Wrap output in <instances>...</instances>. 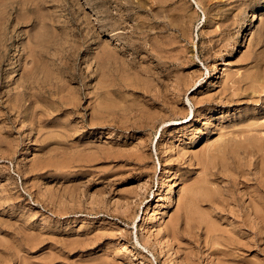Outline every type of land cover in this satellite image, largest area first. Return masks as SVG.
Here are the masks:
<instances>
[{"label": "rangeland", "instance_id": "rangeland-1", "mask_svg": "<svg viewBox=\"0 0 264 264\" xmlns=\"http://www.w3.org/2000/svg\"><path fill=\"white\" fill-rule=\"evenodd\" d=\"M263 153L264 0H0V264H264Z\"/></svg>", "mask_w": 264, "mask_h": 264}, {"label": "bare ground", "instance_id": "bare-ground-1", "mask_svg": "<svg viewBox=\"0 0 264 264\" xmlns=\"http://www.w3.org/2000/svg\"><path fill=\"white\" fill-rule=\"evenodd\" d=\"M51 1V0H50ZM46 6V5H45ZM47 7H49V6H47ZM51 7V6H50ZM36 8H37V6H36ZM35 8V9H36ZM38 22V21H37ZM27 51V50H26ZM34 51V50H33ZM27 53V52H26ZM32 53V52H31ZM30 53V54H31ZM29 54V55H30ZM33 55V54H32ZM35 57V56H34ZM31 58V57H30ZM28 60V59H27ZM26 60V61H27ZM29 62V61H28ZM33 62V61H32ZM35 63H36V61H35ZM32 64V63H31ZM27 65V64H26ZM33 66V65H32ZM32 75V74H31ZM30 81V80H29ZM35 83V82H34ZM44 83V82H43ZM24 84V83H23ZM26 84H28V83H26ZM233 85H235V84H233ZM29 86V85H28ZM34 86V85H33ZM44 86H45V84H44ZM25 87V86H24ZM42 87V86H41ZM35 88V87H34ZM39 88H40V86H39ZM232 88V87H231ZM38 89V88H37ZM44 89V88H43ZM234 89V88H233ZM232 89V90H233ZM31 90V89H30ZM49 91V90H48ZM52 92V91H51ZM236 92V91H235ZM234 93V92H233ZM233 95V94H232ZM237 96V95H236ZM29 97H32V94L29 96ZM231 97V96H230ZM35 98V97H34ZM228 99V98H227ZM232 99V98H231ZM36 100V99H35ZM229 100V99H228ZM62 102V101H61ZM35 103H36V101H35ZM16 105V104H15ZM37 107V106H36ZM49 107V106H48ZM47 107V108H48ZM64 107V106H63ZM35 108V107H34ZM51 108V107H50ZM6 109V108H5ZM33 109V108H32ZM46 109V108H45ZM11 110V109H10ZM47 110V109H46ZM44 111V110H43ZM49 111H50V109H49ZM48 112V111H47ZM41 113V112H40ZM8 114V113H7ZM32 114V113H31ZM34 114V113H33ZM31 115V117L32 116H34V115ZM36 114H39V113H36ZM43 114V113H42ZM41 114V115H42ZM48 114H50V113H48ZM36 116V115H35ZM38 116V115H37ZM42 116H45V115H42ZM41 116V117H42ZM8 117V116H7ZM6 118V117H5ZM34 118V117H33ZM33 118H31V119H33ZM46 118V117H45ZM10 120V119H9ZM15 120V119H14ZM17 120V119H16ZM7 121V120H6ZM32 121V120H31ZM36 121V120H35ZM11 123V122H10ZM34 123V122H33ZM37 123V122H36ZM43 123V122H42ZM40 124V123H39ZM11 125V124H10ZM14 125V124H13ZM37 126V125H36ZM9 131V130H8ZM247 134H249V133H247ZM246 134V135H247ZM257 144V143H256ZM259 144V143H258ZM261 144V143H260ZM239 145V144H238ZM250 146V145H249ZM249 146H247V147H249ZM236 147V146H235ZM227 149V148H226ZM237 149V148H236ZM256 149V148H255ZM257 150V149H256ZM259 150H261V148L259 149ZM228 151V150H227ZM238 151V150H237ZM249 151V148H248V150H247V152ZM251 151V150H250ZM262 151V150H261ZM243 152V151H242ZM255 152V151H254ZM257 152V151H256ZM259 153V152H258ZM262 153V152H261ZM264 154V153H263ZM262 155V154H261ZM262 157H263V155H262ZM249 158V157H248ZM259 158V157H258ZM247 159V158H246ZM251 159H252V157H251ZM264 160V159H263ZM251 161V160H250ZM255 161H256V159H255ZM258 161V160H257ZM223 165H225V164H223ZM257 165H259V164H257ZM261 165V164H260ZM261 175V174H260ZM259 175V176H260ZM261 178H262V176H261ZM261 181V180H260ZM259 181V182H260ZM262 184V183H261ZM258 185H260V184H258ZM262 186V185H261ZM260 189V188H259ZM264 189V188H263ZM161 202V196H159L158 197V200H157V203L159 204ZM260 207V206H259ZM187 208H189V207H187ZM262 208V207H261ZM264 208V207H263ZM220 209V208H219ZM263 210V209H262ZM188 211H190V209L188 210ZM258 211H259V209H258ZM258 211H257V213H258ZM262 212V211H261ZM254 213V212H253ZM188 215V214H187ZM256 215V214H255ZM259 215V214H258ZM190 216V215H189ZM192 216H195V215H192ZM261 217V216H260ZM255 218V217H254ZM207 219V218H206ZM252 219V218H251ZM203 220V219H202ZM205 220V219H204ZM253 220V219H252ZM208 223V222H207ZM255 225V224H254ZM257 225V224H256ZM203 226V225H202ZM205 226H208V224H206ZM215 228V227H214ZM214 228L213 227H209V229H210V231H213L214 230ZM256 229V228H255ZM254 230V229H253ZM259 230V229H258ZM263 230V229H262ZM205 232H206V230H205ZM259 232V231H258ZM257 232V233H258ZM263 232V231H262ZM212 233V232H211ZM215 233H217V232H215ZM219 234H220V232H219ZM173 235V234H172ZM261 235V234H260ZM262 235H263V233H262ZM25 237V236H24ZM215 237V236H214ZM222 237H224V236H222ZM207 238H209V237H207ZM212 238V237H211ZM216 238V237H215ZM258 238V237H257ZM22 239V238H21ZM26 239V238H25ZM24 239V240H25ZM31 239H33V238H31ZM217 239H218V237L216 238V241H217ZM260 239V238H259ZM227 240V239H226ZM232 241H233V239H231ZM258 240V239H257ZM21 241V240H20ZM26 241V240H25ZM208 241H209V239H208ZM230 241V240H229ZM231 241V242H232ZM220 242V241H219ZM235 242H237V241H235ZM26 243V242H25ZM34 243V242H33ZM208 243V242H207ZM215 243V242H214ZM218 243V242H217ZM234 243V242H233ZM216 244V243H215ZM215 244H214V246H215ZM221 244V243H220ZM222 244H224V243H222ZM213 245V244H212ZM234 245H235V243H234ZM259 245V244H258ZM207 246H209V245H207ZM211 246V245H210ZM224 246H227V245H224ZM232 246V245H231ZM245 246V245H244ZM28 247V246H27ZM33 247V246H32ZM229 247V246H228ZM235 247H237V246H235ZM249 247V246H248ZM211 248V247H210ZM220 248V247H219ZM225 248V247H224ZM233 247H231V249H232ZM241 248V247H240ZM243 248V247H242ZM39 249V248H38ZM230 249V248H229ZM12 250V249H11ZM33 250V249H32ZM219 250V249H218ZM226 250V249H225ZM243 250V249H242ZM29 251V250H28ZM216 251V250H215ZM229 251V250H228ZM238 251V250H237ZM32 252V251H31ZM222 252V251H221ZM224 252H226V251H224ZM224 252H223V254H224ZM235 252H236V250H235ZM239 252V251H238ZM19 253V252H18ZM219 253V252H218ZM16 254V253H15ZM221 253H219V255H220ZM226 254H229L228 252H226ZM232 254V253H231ZM239 254V253H238ZM230 255V254H229ZM233 255L234 254H232V257H233ZM237 255V254H236ZM17 256H19V255H17ZM222 256V255H221ZM228 256V255H227ZM224 258H225V256H223ZM231 257V256H230ZM236 257V256H235ZM25 258V257H24ZM223 258V259H224ZM231 259H233V258H230V262L232 261ZM53 260V259H52ZM228 259H226V261H227ZM27 261V259L25 260V262ZM229 261V260H228ZM239 261V260H238ZM23 262V261H22ZM29 262V261H28ZM31 262V261H30ZM29 262V263H30ZM50 262H52V261H50ZM35 262H33V264H34ZM47 263V262H46ZM234 263V262H233ZM241 263V262H240ZM243 263V262H242ZM22 264H25L24 262L22 263ZM31 264H32V262H31ZM37 264V263H36ZM48 264V263H47ZM230 264V263H229ZM232 264V263H231Z\"/></svg>", "mask_w": 264, "mask_h": 264}]
</instances>
